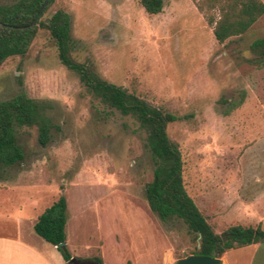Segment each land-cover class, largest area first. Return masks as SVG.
<instances>
[{
  "label": "rangeland",
  "instance_id": "obj_1",
  "mask_svg": "<svg viewBox=\"0 0 264 264\" xmlns=\"http://www.w3.org/2000/svg\"><path fill=\"white\" fill-rule=\"evenodd\" d=\"M197 4L164 0L151 14L140 0H55L42 19L66 10L76 60L180 117L168 134L182 153L185 187L216 232L234 223L264 229V59L250 50L264 37V14L220 43ZM21 92L47 102L51 138L43 145L36 126L16 128L25 158L0 180V210L36 202L42 213L64 193L68 249L81 264L98 256L175 264L197 250L181 218L163 220L149 206L156 164L146 129L89 92L45 28L0 66V100ZM257 245L228 250L224 264H264V241Z\"/></svg>",
  "mask_w": 264,
  "mask_h": 264
},
{
  "label": "trees",
  "instance_id": "obj_2",
  "mask_svg": "<svg viewBox=\"0 0 264 264\" xmlns=\"http://www.w3.org/2000/svg\"><path fill=\"white\" fill-rule=\"evenodd\" d=\"M54 1L49 0L36 23L33 22L46 0L0 2V66L10 56L25 54L39 28L49 30L56 42L61 62L78 73L86 89L104 104L123 115L132 116L146 129L148 146L156 164L153 180L145 188L149 206L163 220L178 217L187 224L199 239L195 254L222 257L229 249L264 241L261 224L253 226L234 223L221 233L215 231L185 187L182 153L168 134L169 123L180 117L151 104L135 92L104 79L89 63L76 60L71 55L70 14L64 9H58L47 20L42 19L45 10ZM140 2L151 14L161 12L164 7V0ZM197 5L207 22L213 26L214 36L220 43L245 33L264 14L262 0H198ZM250 50L256 57L264 59V37L253 40ZM239 103H231L226 112ZM47 107V102L32 98L24 92L0 100V180L6 178L8 168L25 158L23 147L17 140V127L36 126L39 141L45 145L50 140L53 123L47 114ZM67 209L68 199L61 193L38 216L34 230L57 246L67 264H75L78 259H72L67 244L59 246L61 242L67 241ZM223 235L227 236L226 239ZM95 263L104 264L102 257H96Z\"/></svg>",
  "mask_w": 264,
  "mask_h": 264
},
{
  "label": "crops",
  "instance_id": "obj_3",
  "mask_svg": "<svg viewBox=\"0 0 264 264\" xmlns=\"http://www.w3.org/2000/svg\"><path fill=\"white\" fill-rule=\"evenodd\" d=\"M34 203L29 210L15 204L0 210V264H67L56 245L46 241L35 230L32 232L31 228L34 229L41 214ZM66 244H69L68 234ZM250 245L258 246L257 243ZM72 256V259L76 258Z\"/></svg>",
  "mask_w": 264,
  "mask_h": 264
},
{
  "label": "water",
  "instance_id": "obj_4",
  "mask_svg": "<svg viewBox=\"0 0 264 264\" xmlns=\"http://www.w3.org/2000/svg\"><path fill=\"white\" fill-rule=\"evenodd\" d=\"M49 0H46L43 8L39 12L38 16L34 20L33 23H36L37 19L42 14L44 8L48 5ZM226 235H223V238L226 239ZM66 242H61L59 246H64ZM224 258L223 257H217V256H203L200 254H188L184 257L179 258L175 264H224Z\"/></svg>",
  "mask_w": 264,
  "mask_h": 264
},
{
  "label": "flooded vegetation",
  "instance_id": "obj_5",
  "mask_svg": "<svg viewBox=\"0 0 264 264\" xmlns=\"http://www.w3.org/2000/svg\"><path fill=\"white\" fill-rule=\"evenodd\" d=\"M75 264H81L79 260L76 261ZM87 264H94L92 261H88Z\"/></svg>",
  "mask_w": 264,
  "mask_h": 264
}]
</instances>
